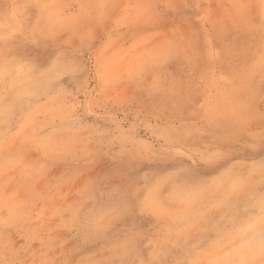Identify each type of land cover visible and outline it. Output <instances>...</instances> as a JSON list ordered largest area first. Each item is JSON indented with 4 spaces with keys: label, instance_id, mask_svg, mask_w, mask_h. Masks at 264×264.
I'll return each mask as SVG.
<instances>
[{
    "label": "rangeland",
    "instance_id": "rangeland-1",
    "mask_svg": "<svg viewBox=\"0 0 264 264\" xmlns=\"http://www.w3.org/2000/svg\"><path fill=\"white\" fill-rule=\"evenodd\" d=\"M264 0H0V264H262Z\"/></svg>",
    "mask_w": 264,
    "mask_h": 264
},
{
    "label": "snow or ice",
    "instance_id": "snow-or-ice-1",
    "mask_svg": "<svg viewBox=\"0 0 264 264\" xmlns=\"http://www.w3.org/2000/svg\"><path fill=\"white\" fill-rule=\"evenodd\" d=\"M260 147H261V150L264 151V135H262V137H261ZM262 163H264V162H262ZM261 210H262V213H264V202H262ZM118 264H127V262L121 261V262H118ZM262 264H264V261H262Z\"/></svg>",
    "mask_w": 264,
    "mask_h": 264
}]
</instances>
